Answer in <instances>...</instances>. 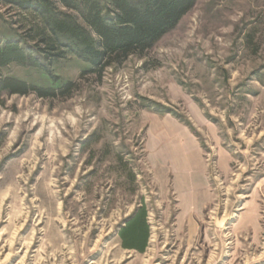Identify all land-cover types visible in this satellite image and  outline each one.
I'll return each mask as SVG.
<instances>
[{
  "label": "rangeland",
  "instance_id": "obj_1",
  "mask_svg": "<svg viewBox=\"0 0 264 264\" xmlns=\"http://www.w3.org/2000/svg\"><path fill=\"white\" fill-rule=\"evenodd\" d=\"M85 65L54 68L74 84L65 96H4L0 264H264V0H196L142 55ZM164 119L202 149L209 187L193 200L148 161ZM142 204L147 246L124 249L118 231Z\"/></svg>",
  "mask_w": 264,
  "mask_h": 264
},
{
  "label": "trees",
  "instance_id": "obj_2",
  "mask_svg": "<svg viewBox=\"0 0 264 264\" xmlns=\"http://www.w3.org/2000/svg\"><path fill=\"white\" fill-rule=\"evenodd\" d=\"M196 0H0L6 29L0 32V106L4 96L67 95L73 82L54 68L71 56L83 72H101L129 56L142 55L172 30ZM12 66L33 70L37 79L12 74ZM158 112L166 113L161 109ZM124 249L143 252L150 227L145 205L118 231Z\"/></svg>",
  "mask_w": 264,
  "mask_h": 264
},
{
  "label": "crops",
  "instance_id": "obj_3",
  "mask_svg": "<svg viewBox=\"0 0 264 264\" xmlns=\"http://www.w3.org/2000/svg\"><path fill=\"white\" fill-rule=\"evenodd\" d=\"M181 128L173 119L157 120L148 130L144 147L157 180L171 182L179 200L187 201L209 186L202 149L187 129L183 128L182 136ZM188 140L189 149L185 143Z\"/></svg>",
  "mask_w": 264,
  "mask_h": 264
}]
</instances>
